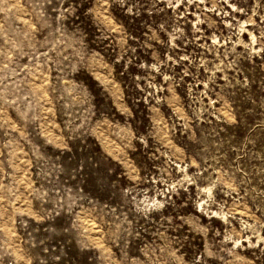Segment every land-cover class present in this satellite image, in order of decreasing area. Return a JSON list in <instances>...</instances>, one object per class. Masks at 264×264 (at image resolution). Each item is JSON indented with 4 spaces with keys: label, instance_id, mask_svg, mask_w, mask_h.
Returning a JSON list of instances; mask_svg holds the SVG:
<instances>
[{
    "label": "rangeland",
    "instance_id": "obj_1",
    "mask_svg": "<svg viewBox=\"0 0 264 264\" xmlns=\"http://www.w3.org/2000/svg\"><path fill=\"white\" fill-rule=\"evenodd\" d=\"M148 256L264 264V0H0V264Z\"/></svg>",
    "mask_w": 264,
    "mask_h": 264
},
{
    "label": "clouds",
    "instance_id": "obj_2",
    "mask_svg": "<svg viewBox=\"0 0 264 264\" xmlns=\"http://www.w3.org/2000/svg\"><path fill=\"white\" fill-rule=\"evenodd\" d=\"M12 47H13V49H15L17 46H16L15 43H13L12 44ZM187 147H188V150L192 153V155L195 158L199 159V157L196 155V153L194 151L195 145L192 144V143H189L187 145ZM194 175H196V173H194ZM189 205L190 206L188 208H184V209H182V211L185 212V213H187V212H194L195 211L194 206L191 205V202L190 201H189ZM108 239H109L110 242L113 243L114 246H115L116 242H120L121 243V246H123V237H121V236H111V235H109L108 236ZM161 251H163V249ZM145 264H159V262L158 261H153L152 256H148L147 259H146V261H145Z\"/></svg>",
    "mask_w": 264,
    "mask_h": 264
}]
</instances>
